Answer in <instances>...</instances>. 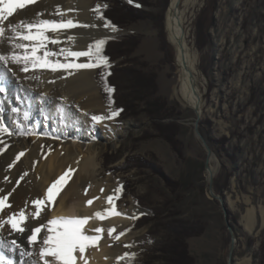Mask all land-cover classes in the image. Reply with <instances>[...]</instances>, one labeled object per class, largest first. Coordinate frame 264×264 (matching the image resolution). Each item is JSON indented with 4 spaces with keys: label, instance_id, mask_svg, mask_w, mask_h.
Instances as JSON below:
<instances>
[{
    "label": "rangeland",
    "instance_id": "obj_1",
    "mask_svg": "<svg viewBox=\"0 0 264 264\" xmlns=\"http://www.w3.org/2000/svg\"><path fill=\"white\" fill-rule=\"evenodd\" d=\"M168 1H92L93 17L105 26L106 16L117 29L105 27L89 42L107 38L102 50L108 64H117L103 85L100 66L93 69L104 116L122 109L104 119L95 179L114 189L125 183L124 192L114 190L118 207L141 209L136 218L147 214L132 230L133 218L112 226L115 237L131 238L119 236L110 245L121 246L122 257L130 254L123 264H228L231 236L220 202L207 193L195 113L170 98L176 66L164 28ZM97 5L104 20L93 11ZM184 8L202 93L199 129L216 158L213 188L224 198L236 237L232 264H264L258 211L264 207V0H196ZM105 84L114 89L111 105ZM25 125L22 119L19 127ZM250 206L249 231L243 216Z\"/></svg>",
    "mask_w": 264,
    "mask_h": 264
},
{
    "label": "bare ground",
    "instance_id": "obj_2",
    "mask_svg": "<svg viewBox=\"0 0 264 264\" xmlns=\"http://www.w3.org/2000/svg\"><path fill=\"white\" fill-rule=\"evenodd\" d=\"M92 1L37 0L27 5L26 10L18 9L2 26L7 29L9 24H18L22 20H37L38 13L42 14L39 19L54 20L57 23L72 20L78 25H90L46 33L49 42L37 54L43 56L44 51L54 53L48 57L53 64L92 62L89 57H71L61 51H87L89 42L104 33L105 26L93 17ZM195 2L169 0L164 14L167 39L175 50L176 70L170 98L185 110H193L196 102L189 72L194 74L195 88L202 98L197 85L195 55L188 47L183 27L184 6ZM69 36L75 39L70 41ZM52 39L58 43H51ZM10 52L11 45L5 40L0 45V54ZM17 52L22 53V50L18 49ZM182 52L187 69L182 62ZM21 67L11 61L7 65L0 62V87L4 89L0 91V149H3L0 152V197H7L5 206L0 208V221H4L0 225V241L3 242L0 243V249L13 264H43L39 251L43 238L49 234L47 227L37 234L33 244H29L31 229L46 225L48 220L57 217H89L82 226L84 234L101 238L95 245L86 247L84 257L87 264H123L122 260H117L118 256L122 257L123 250L119 245H110L115 234L109 236L108 229L128 223L142 210H121L114 199V187L95 179L100 167L97 141L103 136H100V131L105 133L107 127L104 120H92L93 115L104 116L106 112L93 76L94 68H58L53 72L50 68L32 69L29 65L30 70L23 72ZM69 72L72 74L69 75ZM22 119L26 120L25 129L19 127ZM21 152L23 155L9 168V164ZM215 159L213 156L210 161V171L214 173ZM69 168L74 171L69 173L62 185H58V190L54 189L56 195L49 201L46 197L48 187ZM205 174L208 176V172ZM109 196H113L112 204L108 202ZM37 199L44 201L38 219L31 216L36 212L32 201ZM89 200L91 204L87 203ZM113 206L123 215L109 214ZM21 210L24 212L23 218L19 215ZM258 211L259 223L264 226V207L259 206ZM96 212H100L104 218L96 217ZM14 214L18 228L23 227L25 231L14 230L7 223L8 217ZM254 216L255 208L250 206L243 216L245 228L249 231L254 225ZM96 228L102 229V232H95ZM130 238L128 234L121 237V240ZM13 240L19 247L12 246ZM74 257V264H84L78 251ZM47 259L57 264L51 257Z\"/></svg>",
    "mask_w": 264,
    "mask_h": 264
},
{
    "label": "snow or ice",
    "instance_id": "obj_3",
    "mask_svg": "<svg viewBox=\"0 0 264 264\" xmlns=\"http://www.w3.org/2000/svg\"><path fill=\"white\" fill-rule=\"evenodd\" d=\"M37 0H0V45L4 43L5 40L11 45V52L9 54H0V62L7 65L9 61L15 63L17 65H22L21 71L28 72L29 65H31L32 69L36 68H50L51 71L55 72L58 68H72V69H92L99 67L101 65L108 67V58L106 56H102L100 53L102 51V45L105 43L103 39L95 41L94 45H89L87 51H70L68 49H61L62 52H66L71 57H95L93 62H86V63H73V64H60L59 62L53 64L49 61L48 57L50 55H54V53H49L44 51L43 56L38 55V51L45 49L46 43L49 42V36L46 35L48 32L58 33V30L67 29V28H74V27H89L90 25H78L74 23L72 20L68 21H60L57 23L54 20H44L39 19L42 15L40 13L37 14V20L28 21L22 20L18 24H9L8 28L6 29L2 26L4 21H8L9 17L13 15L14 12L19 10H26V6L31 3H36ZM131 2V0H129ZM104 7H107L105 5ZM100 6L97 5L96 11L99 13ZM59 12V8L57 9ZM101 18L102 14H100ZM105 27H110L112 31H116V26L112 25L110 21H105ZM10 32L11 35H6V33ZM75 38L72 36L68 37V40L72 41ZM25 41L29 43H25ZM51 43L55 44L58 43L57 40L52 39ZM93 48L95 51H93ZM22 50V53H18L17 50ZM72 73L69 72V75ZM38 78V77H37ZM101 79L103 80L104 77L102 76ZM4 89L0 87V91ZM105 91L109 93V104L113 103L111 99V93L114 91L113 88L108 87L105 84ZM122 109H117L112 111L111 114L107 117L101 115H93V121H101L104 119H112L113 117L117 116ZM27 116V113H25ZM7 131V129H3ZM3 149H0L2 152ZM23 153H19L16 157V160H13L12 164H9V168L16 163L17 160ZM74 169H67L64 174H62L56 181H54L46 191V197L49 201H51L56 192L54 189L58 190V185H62L63 182L66 181V178L69 176V173L73 172ZM26 175V173H25ZM7 179V178H5ZM19 183V181H17ZM103 191V189H101ZM122 191V186L115 189L116 193ZM109 204L113 203V196H109L108 198ZM5 200L7 197H0V208L4 207ZM33 205L36 207V212L32 213L31 216L33 218H39L40 213L42 212V205L44 201L42 200H34L32 201ZM88 204H91L92 201H87ZM109 211V210H106ZM112 215H123L122 213H118L113 206L110 210ZM19 215L23 218L24 212L21 210ZM95 216L98 218H104L100 212H96ZM15 214L14 216H9L7 223L12 226L14 230H18L20 232L25 231V228L20 227L18 228L17 222L15 221ZM136 219V217H132ZM89 217L78 218V217H57L47 221L46 225L41 224L39 227L31 229V235L28 236L29 244H33L37 240V234L41 232L42 228L47 227L48 235L43 238L42 246L40 247L39 257L40 260L43 261V264H52V262L47 259V257H51L52 260L57 262V264H74L75 257L74 253H80V259L84 261V264H87V261L84 257V252L86 247L90 245H95V243L101 238L98 236H88L85 235L82 226L88 220ZM4 221H0V225H2ZM125 231H128L127 229ZM95 232L100 233L102 229L96 228ZM114 229H108L109 236H112ZM125 233L121 232L116 239H119V236H123ZM0 243H3L0 241ZM13 247H19L17 242L13 240L12 242ZM125 247H130V245H125ZM32 253H28L31 255ZM130 254L125 252L123 257H117V260H122L125 257H128ZM131 255H135L134 253ZM0 264H13V262L7 258L4 251L0 249Z\"/></svg>",
    "mask_w": 264,
    "mask_h": 264
},
{
    "label": "water",
    "instance_id": "obj_4",
    "mask_svg": "<svg viewBox=\"0 0 264 264\" xmlns=\"http://www.w3.org/2000/svg\"><path fill=\"white\" fill-rule=\"evenodd\" d=\"M177 4H178V1H177ZM180 47L182 50V46H180ZM182 62L187 69L188 67H187V63H186V58H185V55H183V52H182ZM189 78H190V86H191L193 93L196 97V102H195L194 109H193V111L195 113V117H194V121H193L194 134L199 139V141L201 142V144L205 150L204 169H205V172H208V176H206V181H207L206 189H207L208 195L211 198L218 200L222 206L224 217H225V222H226L227 228H228L230 236H231V241H230V246H229V251H228V264H232L233 253H234L235 242H236L235 232H234V229H233L232 225L230 224V222L227 218V210H226V207L224 206V198L222 196H220L219 194H216L214 191V188H213L214 174L215 173L213 171H210V161H211L212 157L214 156V154H213L212 148L210 147L208 141L206 140V138L204 137V135L201 133V131L199 129V123H200V119L202 116V98L196 91L194 74L192 72H189Z\"/></svg>",
    "mask_w": 264,
    "mask_h": 264
},
{
    "label": "trees",
    "instance_id": "obj_5",
    "mask_svg": "<svg viewBox=\"0 0 264 264\" xmlns=\"http://www.w3.org/2000/svg\"><path fill=\"white\" fill-rule=\"evenodd\" d=\"M103 19V18H102ZM104 19H105V21L108 19V18H106V16L104 17ZM103 19V20H104ZM108 21V20H107ZM102 38H100L99 40H101ZM106 39L107 38H105V39H103L104 41H106ZM94 45V44H93ZM93 51H94V48H93ZM101 55H103V56H106L107 58H108V61L107 62H110L112 59H111V57H109L103 50L101 51V53H100ZM94 57V56H93ZM94 59H95V57H94ZM94 59H92L93 61H94ZM109 66L108 67H105V66H103V65H101L99 68H98V76H99V82H101V84L103 85V80H104V83H105V80L106 79H108L109 78V76H111V69L115 66V65H117V64H108ZM103 71V74L101 73ZM104 77V79L102 80L101 79V77ZM113 100H115V98H114V96H113ZM116 108V107H115ZM117 109H119V107H117ZM116 109V110H117ZM122 111H120V113H121ZM122 191L124 192L125 190H126V185H125V183H122ZM146 216H147V214L146 215H142L140 218H136V219H134L133 221H132V223H131V225L129 226V228L128 229H130V230H132L134 227H136V225L138 224V222H140L142 219H145L146 218ZM144 224H145V222H144ZM126 229V228H125Z\"/></svg>",
    "mask_w": 264,
    "mask_h": 264
}]
</instances>
